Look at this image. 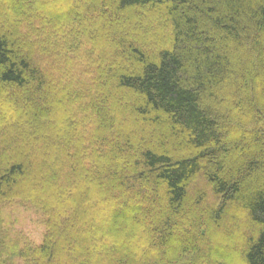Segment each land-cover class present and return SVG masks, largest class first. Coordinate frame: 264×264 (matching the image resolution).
I'll return each instance as SVG.
<instances>
[{
  "label": "trees",
  "instance_id": "16d2710c",
  "mask_svg": "<svg viewBox=\"0 0 264 264\" xmlns=\"http://www.w3.org/2000/svg\"><path fill=\"white\" fill-rule=\"evenodd\" d=\"M13 206L0 264H264V0H0Z\"/></svg>",
  "mask_w": 264,
  "mask_h": 264
},
{
  "label": "rangeland",
  "instance_id": "374dc122",
  "mask_svg": "<svg viewBox=\"0 0 264 264\" xmlns=\"http://www.w3.org/2000/svg\"><path fill=\"white\" fill-rule=\"evenodd\" d=\"M45 69L53 77H57V80L65 82L53 64L50 63L49 67L46 65ZM42 233L43 227L39 217L29 210L13 206L0 213V236L5 239L6 244L12 243L10 240H16L20 235L21 240L30 239L38 244L42 238Z\"/></svg>",
  "mask_w": 264,
  "mask_h": 264
}]
</instances>
